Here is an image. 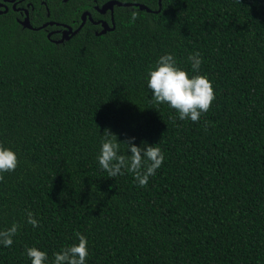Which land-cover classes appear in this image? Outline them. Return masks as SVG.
Listing matches in <instances>:
<instances>
[{
    "label": "trees",
    "instance_id": "obj_1",
    "mask_svg": "<svg viewBox=\"0 0 264 264\" xmlns=\"http://www.w3.org/2000/svg\"><path fill=\"white\" fill-rule=\"evenodd\" d=\"M107 1L26 0L34 28L71 24ZM116 1L159 9L158 0ZM7 6L0 146L19 164L0 182V230L20 228L11 247L0 245V264H31L28 247L53 264L78 243L76 232L88 241L85 264H264V0H161L158 13L114 7L113 30L85 26L61 44L23 29ZM196 52L199 73L187 59ZM165 54L212 83L215 100L196 123L152 101L148 73ZM106 129L118 142L161 149L146 187L100 168ZM29 211L39 227L27 223Z\"/></svg>",
    "mask_w": 264,
    "mask_h": 264
},
{
    "label": "clouds",
    "instance_id": "obj_2",
    "mask_svg": "<svg viewBox=\"0 0 264 264\" xmlns=\"http://www.w3.org/2000/svg\"><path fill=\"white\" fill-rule=\"evenodd\" d=\"M138 18L137 12L132 11L130 23ZM191 69L199 73L203 63L199 52L188 56ZM147 88L151 91L152 101L157 105L166 104L178 114L180 120L199 121L202 114H206L215 100V93L211 81L205 75H192L177 67V61L172 54L161 56L154 70H150L147 79ZM175 119V117H170ZM134 137L124 142H118L115 134L105 130L101 135L100 151L97 156L100 168L110 178L123 175L124 171L133 174L139 187H146L149 177L156 174L164 161L161 149L146 144L141 147L134 145ZM123 146L124 152H121ZM130 152L131 155H125ZM19 160L16 153L0 146V182L5 174H10L18 167ZM27 223L33 228L39 227L38 221L32 212H27ZM20 225L13 223L11 227L0 230V245L11 247L13 238L18 234ZM77 244L63 248L54 253L53 264H85L88 257L87 238L79 232L74 233ZM26 255L31 264H45L47 253L36 247L26 248Z\"/></svg>",
    "mask_w": 264,
    "mask_h": 264
},
{
    "label": "flooded vegetation",
    "instance_id": "obj_3",
    "mask_svg": "<svg viewBox=\"0 0 264 264\" xmlns=\"http://www.w3.org/2000/svg\"><path fill=\"white\" fill-rule=\"evenodd\" d=\"M0 3H2V0L0 1ZM22 3H24V6L22 5ZM4 5L7 8H8L7 5H10V7L12 8L13 3H4ZM14 5H15V10H13V11L20 16V19H17V22H18V21L24 19V9L27 7L28 3L26 2V0H15ZM102 5H97V4L91 5L92 11H88V10L83 11L79 17V20H72L71 24L48 21V22H53L54 24L52 26L49 25V26L42 28L40 30L44 31V33L46 34V37L48 34H50V37L49 38L47 37V38L51 42H53L55 44H61V43H57V42L62 38L63 32L65 30H67L68 28H71V31H68V34L66 35L67 37H69L68 40H70L74 36V35H72V32H74L82 22V15L87 14L86 18H85V23L83 24V27L88 26V28H89L88 30H91L93 32V34H95V35H98V33L101 32L103 29H106L105 33H107L109 31H111V29L113 30V28H114V22H112L113 14L111 16L110 11H107L106 13L101 14L98 11V8H101ZM0 9H3V8H0ZM93 11H94V13H96V15H93ZM113 13H114V10H113ZM29 20H30V15H29ZM48 22H44L40 26H42L43 24L48 23ZM103 23H105L106 25L103 26ZM80 30L78 31V33L80 32ZM104 34H102V35H104ZM68 40L65 39L63 42L68 41Z\"/></svg>",
    "mask_w": 264,
    "mask_h": 264
},
{
    "label": "water",
    "instance_id": "obj_4",
    "mask_svg": "<svg viewBox=\"0 0 264 264\" xmlns=\"http://www.w3.org/2000/svg\"><path fill=\"white\" fill-rule=\"evenodd\" d=\"M14 2L15 0H2V3H0V8H3V9H0V15L1 14H5L7 13L8 11V8L4 5V3H13L12 5V9L15 10V5H14ZM30 7V4L27 5V7L24 9V19L18 21L19 25L23 28V29H28V30H40L42 28H45L47 26H52L54 23L53 22H48V23H45L43 24L42 26L40 27H37V28H34L31 23H30V20H29V12H28V8ZM114 7H126V8H131V7H134V8H138L140 11H146L147 13H150V12H153V13H158L160 11V8H161V0H158V7L159 9L157 11H151L148 7H146L145 5H142V4H131V3H121L119 1H116V0H110V1H107L106 3H104L101 8H98V11L103 14V13H106L107 11H110L111 13V16L113 14V10H114ZM86 15L87 14H84L82 15V22L81 24L79 25V27L74 31L72 32V35H75L78 33V31L83 27V24L85 23V18H86ZM47 16H49V14H47ZM112 22H113V17H112ZM106 24L103 23V26H105ZM105 30L106 29H103L101 32L98 33V35H102L105 33ZM112 30V29H111ZM68 31H71V28H68L67 30H65L63 32V35H62V38L57 42V43H63V41L66 39L68 40L69 37H67L66 35L68 34ZM47 37L49 38L50 37V34L47 35Z\"/></svg>",
    "mask_w": 264,
    "mask_h": 264
}]
</instances>
